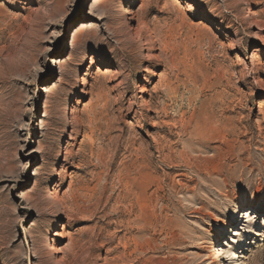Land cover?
<instances>
[{"label": "rangeland", "instance_id": "rangeland-1", "mask_svg": "<svg viewBox=\"0 0 264 264\" xmlns=\"http://www.w3.org/2000/svg\"><path fill=\"white\" fill-rule=\"evenodd\" d=\"M222 249L264 264V0H0V264Z\"/></svg>", "mask_w": 264, "mask_h": 264}, {"label": "bare ground", "instance_id": "bare-ground-1", "mask_svg": "<svg viewBox=\"0 0 264 264\" xmlns=\"http://www.w3.org/2000/svg\"><path fill=\"white\" fill-rule=\"evenodd\" d=\"M145 172V171H144ZM146 193H147V191H146ZM145 200V199H144ZM146 200H148V199H146ZM144 202V201H143ZM147 204H144L145 205V207L144 208H146V211H148L149 212V207H150V203H148V201L146 202ZM256 203L255 202H253V203H250L249 205L251 206V208L254 210V208H256L255 205ZM246 211H248V210H246ZM147 212V213H148ZM254 212V211H253ZM145 215H147V214H145ZM234 215V214H233ZM232 215V220H236V219H234L235 218V216H233ZM215 221H217L216 219H214ZM238 222V221H237ZM235 223V222H234ZM238 224V223H237ZM225 225L228 227V226H230L231 225V223L229 222V220L227 219L226 221H225ZM205 243V242H204ZM208 244V243H207ZM207 246V245H206ZM207 247H211L212 248V245H208ZM204 248V247H203ZM222 252L221 253H219V254H216V252H212L210 255H209V259H210V263L211 264H225V263H223V261L222 260H224V258H228L229 257V255L227 254V252L226 251H223V249L221 250ZM239 264H248L247 262H246V260H242L241 261V263H239Z\"/></svg>", "mask_w": 264, "mask_h": 264}]
</instances>
